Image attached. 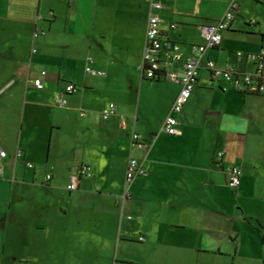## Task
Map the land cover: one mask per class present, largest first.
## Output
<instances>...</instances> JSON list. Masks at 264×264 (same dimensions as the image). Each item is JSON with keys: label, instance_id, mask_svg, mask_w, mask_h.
I'll return each mask as SVG.
<instances>
[{"label": "crops", "instance_id": "crops-1", "mask_svg": "<svg viewBox=\"0 0 264 264\" xmlns=\"http://www.w3.org/2000/svg\"><path fill=\"white\" fill-rule=\"evenodd\" d=\"M162 3L160 61L179 47L169 69L180 73L204 43L200 26L234 6L202 64L256 71L248 56H264V0ZM148 11L145 0H0V264H264V95L202 65L172 111L181 84L140 69ZM68 82L77 89L59 105ZM167 115L180 133L161 131ZM130 157L148 173L124 197ZM231 166L241 170L234 189Z\"/></svg>", "mask_w": 264, "mask_h": 264}, {"label": "built area", "instance_id": "built-area-1", "mask_svg": "<svg viewBox=\"0 0 264 264\" xmlns=\"http://www.w3.org/2000/svg\"><path fill=\"white\" fill-rule=\"evenodd\" d=\"M148 4V17L145 29V46L143 50V60L140 65L142 76L147 79L163 78L169 81H178L181 84L180 90L172 104V111H179L184 102L189 98L191 91L194 88L196 82V76L198 69L204 65L209 70L213 78H224L228 80L232 86L241 92L259 93L264 94V56L263 52L259 55H249L251 59L256 60V71L253 74L247 73H234L230 67H218L212 60H205L202 64V53L206 47H213L220 43L221 32L230 26V22L234 17V6H229L223 14L218 17L214 22L203 24L200 26L201 34L204 38V43L195 44L191 46L190 54L182 66V71L176 73L174 70L169 69L173 60L178 56L179 47L173 44L167 48L164 53L167 59L163 62L159 59V52L162 48L163 40L161 38L159 28L158 11L162 8V0H145ZM240 56V53L238 52ZM167 67V68H166ZM87 73L93 75H104L102 70H96L89 65L85 67ZM42 75L45 71L41 72ZM33 84L37 88L43 86L42 79L36 78L33 80ZM77 89V86L73 82H68L64 85L63 91L56 94V103L59 105H65L67 103L65 95L71 94ZM115 112V106L112 102L108 103L102 110L101 116L107 118L109 115ZM81 115L84 112H80ZM161 131L165 134L174 135L180 133L177 128V120L172 115H167L161 125ZM132 144L136 147H141L142 141L138 134H132ZM5 156V152L0 150V160ZM22 152L17 150L15 153L16 158H20ZM222 153H218L220 158ZM27 167H32L31 162L25 163ZM88 166H81L78 171V175L89 174ZM148 170L134 157H130L126 164L125 169V192L124 197L127 196V187L129 183L138 176H145ZM227 185L229 188L234 189L239 185L241 170L237 166H231L227 171ZM2 175V163L0 161V177ZM45 178L49 180L50 174H46ZM76 178L70 176L69 183L66 185V189L71 191L76 188ZM142 240L143 237H138Z\"/></svg>", "mask_w": 264, "mask_h": 264}, {"label": "trees", "instance_id": "trees-1", "mask_svg": "<svg viewBox=\"0 0 264 264\" xmlns=\"http://www.w3.org/2000/svg\"><path fill=\"white\" fill-rule=\"evenodd\" d=\"M213 47H215V46H213ZM156 79H158V78H156ZM239 92H241V91H239ZM243 93H246V94H259V93H248V92H243ZM259 95H264V94H259Z\"/></svg>", "mask_w": 264, "mask_h": 264}]
</instances>
